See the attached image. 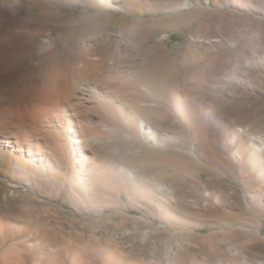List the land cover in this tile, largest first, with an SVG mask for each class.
Returning <instances> with one entry per match:
<instances>
[{
  "label": "rangeland",
  "instance_id": "374dc122",
  "mask_svg": "<svg viewBox=\"0 0 264 264\" xmlns=\"http://www.w3.org/2000/svg\"><path fill=\"white\" fill-rule=\"evenodd\" d=\"M178 1L184 2L177 11L180 14H191L195 5L204 4L209 10L214 8L210 2L205 4L203 0ZM46 3L44 33L38 39L35 31L31 33L33 42L29 60L32 63L35 59V64L29 63L27 70L16 65L9 66L8 74L4 76L10 79L14 77L13 82L24 90L26 96H22L23 103L36 99L35 85L43 84L45 94L50 90L52 93L54 86L60 90L61 105L57 111L64 117L62 130L65 131L69 122L65 118L70 119V132L62 137V141L65 144L67 142L71 159L68 165L57 162L61 153L52 142L42 141L38 153L33 148L29 151L24 142L11 143L16 145L14 149L10 146L0 147V224H4L5 233L12 226L10 224L19 221L29 226H26L27 231L22 233V238L0 234V264H41L43 261L33 248L22 245L26 237L34 233L31 224L36 221L29 225L26 218L16 213L14 215L17 206L23 210H61L63 215L59 218L69 225L70 220H75V229L97 217L96 212H75L76 207L67 195L62 194V191L57 195L59 189L50 182L56 177L50 168L65 172L75 180L71 170L80 169L82 162L89 167L102 159L114 161L112 154L119 153L121 138L114 136V126L111 122L109 124L110 120L107 122L103 118V106L108 102L113 107L129 108L132 90L127 86L128 81L134 78L147 56L142 48L136 49L126 39H119L114 28L87 33L80 39L67 35V30L74 28L83 12L94 13L97 9L67 0H48ZM98 5L107 8L108 13L115 18L155 17L150 13L125 14L110 5ZM19 12L18 22L33 20L29 18L31 15L26 6L20 7ZM243 14L244 11L237 9L239 17ZM251 14L253 12L250 11ZM254 16L256 20L252 25L245 26L236 34L230 32L227 24H223L224 27L219 31L213 24L216 15L208 17V14L202 13L186 24L185 35L167 25L158 27L149 39V43L160 42L162 47L172 51L177 70V76L171 84L177 99L175 102L184 100L187 92V110L192 108L196 117H179L176 104L177 109L173 111L172 117L156 127L159 143H148L157 149H176L187 153L185 169L174 167L168 179L150 182V188L160 197L167 194V198L162 199L173 211L172 220L169 219L170 226L159 219L156 207L139 209L140 202H135V199L134 206L124 211L125 216L133 220L123 229L107 233L110 239L124 243L147 264H264V16ZM29 25L34 24L31 22ZM103 39L110 40L116 47L106 51L107 57L101 69L85 68L97 80L92 77L87 80L77 72H63V62L66 60L64 52H69V57L74 58L76 55L80 61H94L97 58L94 50L100 47ZM40 41L46 43L44 48ZM40 51H44L42 54L45 59L37 62L34 55ZM52 52L57 54V58L52 59ZM52 70L59 71L61 76L50 79ZM67 82L72 85L70 94L64 91ZM86 85L95 87L86 91L87 95H82L85 93L82 88ZM23 103L21 107L25 108ZM53 119H45L44 128L57 124ZM119 134L123 138L128 136L125 129H119ZM71 147L76 148L74 156L71 155ZM69 165L70 168L67 167ZM162 185L167 192L158 190V186ZM142 187L131 186L130 189L133 192H150V188ZM83 188L78 184L77 190H85ZM11 197L17 199L11 202ZM181 198L184 204L178 201ZM13 204L16 206L13 207ZM81 216L85 219L80 220ZM101 230L97 226H90L88 234L97 236ZM20 245L23 246L22 252L18 248Z\"/></svg>",
  "mask_w": 264,
  "mask_h": 264
},
{
  "label": "bare ground",
  "instance_id": "6f19581e",
  "mask_svg": "<svg viewBox=\"0 0 264 264\" xmlns=\"http://www.w3.org/2000/svg\"><path fill=\"white\" fill-rule=\"evenodd\" d=\"M67 1L81 3L86 8L97 9V12L94 13L83 12L74 28L67 30V35H74L77 39H80L87 33L114 28L118 32L117 36L119 39H126L136 49L142 48L147 56L142 61L141 66H139L140 68L137 70L134 78L128 81L127 86L132 90L129 98L130 102L128 103L129 108L113 107L108 102H106V106H103V118L107 122L110 120L109 124L112 123L111 125L115 128L113 129L114 136L119 137L118 139L121 138L119 153L116 155L112 154L114 161L112 159L109 161L102 159L99 162H93L89 167L82 162L80 169L71 170L75 180L69 178L64 171L62 173L58 169L50 168V172L56 177L53 182H50L53 187L59 189H57V195H60L61 191L63 192L62 194L67 195L76 207L75 212H79V214H81L80 211L83 214L96 212L97 217L93 220H88V224L84 223L80 228L75 229L73 226L76 222L75 220H70L69 225L59 218L63 215L61 210H52V212L40 208L27 210L25 206V210L18 206L16 210V205L13 204V207H15V211H13L14 215L16 213L21 218H26L29 225L36 221L35 224H31V229L34 233L30 230L33 234L29 235V237L25 236L26 239L22 245L33 248L41 255V258H43L41 264H147L143 260H140V258H137V253L128 249V247L123 245L124 243L114 241L112 240L113 238L110 239L111 236L108 237L107 233L108 231L123 229L129 221L133 220L127 218L124 211H128L131 206H134L133 201L135 199V202H140V207H137L139 209L147 210L148 207H156L159 210V219L165 222L166 226H170L169 219L172 218L173 213L171 212L173 211L170 210L162 199L163 197L166 199L167 194H162L163 197H160L152 187L150 188V182L168 179L174 172L172 170L174 167L179 166L185 169L187 165V153L176 151V149H157L148 143L150 141L153 144L159 143L156 127L172 117V113L177 109L176 104L179 107V110L176 111L179 117L185 119L187 117H196V113L192 108L187 110V92H185L184 100L175 102L177 99L171 90V84L177 76V70L175 68L174 56L171 54L172 51L166 47H162L160 42L149 43V39L154 36L158 27L167 25L176 28L180 34L185 35L186 24L191 19L199 17L202 13L208 14V17L216 15L217 19L213 24L219 31L224 27L223 24H227L230 32L240 33L245 29V26H251L256 20V16L254 15L264 16V0H257L255 2L253 0H203L205 4L210 2L214 8L209 10L204 4L195 5L194 11L191 14H180V12H177L184 4V2L181 3L178 0H153L154 2H150L149 0L148 3H146L147 0ZM46 2L48 0H0V147L10 146L14 149L16 145L13 146L11 143L18 144L24 142L29 151L32 148L33 150L40 151L42 141L52 142L59 153H61L57 162L68 165L71 156L68 151V144L62 141V137L66 136L71 128L69 125L70 119L66 117L65 120L69 122L66 124L65 131L62 130L61 123L64 121V117L57 111V107L59 108L61 105L60 90L54 86L52 93L50 90L48 94H45L43 84L35 85L37 90L36 99L29 103H23L22 96H26V94H23L24 90L20 89L13 82L14 77L10 79L4 76L8 74V68L12 65L22 67L24 70L29 68V63H31L29 59H31L30 56L32 54L31 45L33 42L31 33L35 31L36 36L38 35L37 39L40 38L39 35L41 36L44 33L43 31L46 26ZM98 4L110 5L116 11L125 14L133 12L150 13L154 14L155 17L140 19L119 16L115 18L112 14L108 13L107 8L99 7ZM23 6H26L28 14L31 15L29 18H33V20L31 18L32 21H17L20 18L18 17L20 15L19 8ZM224 7L228 9L223 10ZM237 9L244 11L245 14L239 17ZM250 11L253 12L251 16ZM26 13L25 15H28ZM31 22L35 26H30ZM103 40L100 47L96 46L97 48L94 50V54L97 55L94 61H80V58L78 59L76 55L73 58L68 56L69 52H64L66 60L63 62V70H65L63 72H66V74H75L77 72L80 76L86 77L87 80L91 78V72L87 73L85 68L90 66L91 70L94 67H103L102 63L107 57L106 51L116 47L115 45L113 46L110 40ZM43 42L40 41V45L44 48L45 46L43 45L46 43ZM74 49L76 51V48ZM37 50L39 51L40 49ZM42 53L44 51L37 52L34 55L37 62L45 59ZM52 53V59L57 58V54ZM35 62L34 59L31 64H35ZM59 74H61L59 71L55 72L52 70L51 77H49L55 80L58 79V76H61ZM7 76L10 77L11 75ZM92 78L97 80L95 75ZM23 79H25V75H23ZM53 82L55 83V81ZM69 83L67 82L66 90H64L67 94H70L72 87ZM139 85L142 87H139ZM94 87L95 85H86L82 88L83 92H85L82 95H87V92ZM21 102L25 108L21 107ZM124 113L127 114L123 115ZM50 117L51 119L54 118L57 124H51L50 127L44 128L45 119L48 121ZM119 129L120 131L121 129L127 130L128 136L126 138L121 137ZM72 147L70 148V152L74 156L76 148L73 149L74 147ZM105 150L109 151L107 148ZM73 156L72 158L74 159ZM67 167L70 168V165ZM171 170L173 171L172 173H170ZM78 176L79 179H77ZM78 184L85 187L83 188L85 190H77ZM72 185H75V187L73 188ZM131 186H143V189L150 188V192H133L130 189ZM165 188L163 185L158 186V190L164 192L166 191ZM73 189L77 191L76 194ZM10 199L13 202L17 198L11 197ZM27 200L29 199L27 198ZM178 201L180 204H184L182 198ZM156 202L158 204H155ZM34 212L37 213L35 218ZM18 218L21 219L20 217ZM84 219L81 216L80 220ZM3 225L0 224V234L3 236L8 234L12 238H22V233L27 231L29 227L19 221L14 225L10 224L12 226H9L5 233V226ZM90 226H97L102 229L101 233H98L97 236L88 234ZM22 245L18 246L21 252L23 251ZM17 258L18 256H16Z\"/></svg>",
  "mask_w": 264,
  "mask_h": 264
}]
</instances>
